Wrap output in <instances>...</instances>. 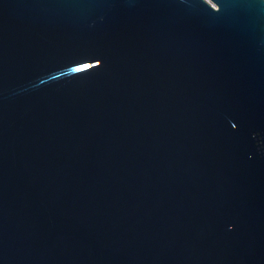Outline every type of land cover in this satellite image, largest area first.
<instances>
[{
    "label": "water",
    "instance_id": "water-1",
    "mask_svg": "<svg viewBox=\"0 0 264 264\" xmlns=\"http://www.w3.org/2000/svg\"><path fill=\"white\" fill-rule=\"evenodd\" d=\"M0 264H264V0H0Z\"/></svg>",
    "mask_w": 264,
    "mask_h": 264
}]
</instances>
